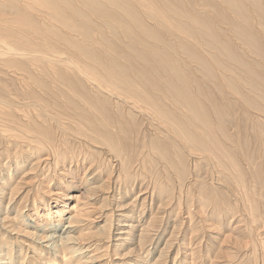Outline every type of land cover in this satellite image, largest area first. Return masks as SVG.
<instances>
[{
  "label": "bare ground",
  "instance_id": "1",
  "mask_svg": "<svg viewBox=\"0 0 264 264\" xmlns=\"http://www.w3.org/2000/svg\"><path fill=\"white\" fill-rule=\"evenodd\" d=\"M244 1L252 8L249 25L264 23L263 0ZM177 2L182 7L190 4V11L175 8L171 0H0V160L6 159L0 161V235L6 230L13 236L0 250V264H110L105 259L129 258L135 252L151 255L148 246L158 228L156 216L147 221L143 200L167 196L169 201L158 207V215L166 219L169 206L179 205L182 191L174 189V180L156 174L154 182L142 180L149 196L123 201L140 183L148 159L154 164L164 161L160 163L173 172L181 188L190 174L185 158L195 165L207 162V170L215 167L223 174L229 168L240 170L229 148L227 111L218 104L227 95L241 101L239 79L243 109L264 114L252 95L262 79L238 76L248 66L231 53L225 30L240 28L236 18H246L241 13L249 8L240 0ZM199 4L202 9L193 10ZM44 20L53 25L43 26ZM92 23H105L113 34L129 39L141 68H135L126 52L110 46L96 50L93 39L96 47L91 49ZM202 28L204 34L199 33ZM130 136L138 143L134 148L126 141ZM238 148L244 154L248 141ZM132 154L138 158L132 159ZM105 164L117 168V174L115 185L104 193L112 208L100 215L105 202H96L107 180L96 177ZM19 172L22 179H39L45 191L10 217L6 210L21 180L11 181ZM193 180L206 191L205 199L208 192L221 195L222 188L231 192L220 179H210L216 189ZM5 198L9 205L4 209ZM91 219L99 220L92 228ZM175 222L158 259L148 264H158L170 253L183 226ZM21 234L28 245L19 239ZM185 245H179L177 254L185 253ZM191 247L190 257L197 253ZM19 256L31 261L23 258L18 263Z\"/></svg>",
  "mask_w": 264,
  "mask_h": 264
},
{
  "label": "rangeland",
  "instance_id": "2",
  "mask_svg": "<svg viewBox=\"0 0 264 264\" xmlns=\"http://www.w3.org/2000/svg\"><path fill=\"white\" fill-rule=\"evenodd\" d=\"M171 1L174 3L175 8H179L181 11H184L183 7H186V10L190 11V4H186L182 7L178 5V0ZM193 1L195 3H199V0ZM240 1L245 5V7L249 8V12L246 14L241 13V15H244L246 18H236L238 19L236 20V23L240 24V28L231 26V28H225V30L228 31L231 53L237 55L248 66V71L240 70L238 76L250 75L257 80L262 79V81L255 86V89L252 91V95L254 97L255 106H258L264 110V23L261 20L258 21L254 26H250L247 22V16H253L251 15L252 8L247 2L245 3L244 0ZM199 8L202 9L200 4L197 5L193 10ZM193 12L194 11H192V13ZM200 14L201 16L207 17L210 20V17L206 15V11H200ZM184 21L186 20L184 19ZM44 22H42L44 23L43 26L49 24L53 25L47 20H44ZM247 23L248 26L245 28L244 25ZM191 24L192 23L190 22V26ZM90 28L93 29L90 35L92 38L89 39L90 43L92 42L90 45L91 49L92 47L94 48L97 46L99 49H95L100 51L108 49L110 46V50H116L117 52L122 53L126 52L125 55L127 57L130 56L129 59L133 64H135V68H141L142 62H140V60L135 57L139 53L130 47V40L124 35L121 36L113 34L108 26L105 25V23H92ZM203 29L204 28L200 29L199 33L204 34ZM159 31L161 32L160 28ZM80 39H83V37H80ZM92 39L96 46L94 45L93 41H91ZM206 39L207 38H205L204 41ZM63 48L64 50H68L65 48V46ZM139 49L142 48L139 47ZM146 51L152 52V50L149 48H147ZM210 51L215 53L213 50ZM68 52H75V50L70 49ZM156 57L157 56H155V59ZM224 58H227V56ZM197 75L200 77L199 74ZM237 84L239 86L238 92L240 93L237 97L240 98L241 101L238 103L234 101V97L232 98L231 96L227 95L221 99L219 98L220 102L218 105L220 108L226 109L227 111L226 115L224 113L225 125L228 126V130L230 131L229 133H231L232 136V142H230L229 148L233 158L236 156V162L240 166V172H236L235 170L229 168L223 174L221 169L219 170L215 167H213V171H210L207 170V162H201L199 164L196 163L195 165V163H193V159L185 158L184 167L187 168V172L190 174L184 183L185 185L183 189L181 188L179 181L177 182V178L175 176L173 177V172L171 173L169 168H164V161L158 160L159 163L157 161L156 163L158 164H154V161H152L151 158L148 159V163H146L145 169H143L141 174V176H143L139 179L141 180L140 183L136 182L134 188L131 187L122 200L128 201L134 196L139 194L142 195L143 193L145 194L140 197L142 200L143 198L149 196L150 194L147 193V190L143 188V186L146 185L145 183V185L143 184V179L144 177L146 179L144 182H154L158 176L156 174H160L159 176H165L166 178H169L172 181L174 180L173 182L177 183L174 189L177 192H179V189L182 191V193L178 195V199L180 198V202L178 201V204L180 206L177 204H175L174 208L169 206V210L166 211L169 215L168 218L162 219L161 216H159L162 214H159L158 207L160 203L168 202L169 198L167 196L160 197L158 194L157 196L159 197L153 199V201H151V198H145L143 200V204L146 205V219H148L147 221L149 222L150 218L156 216L155 225L158 228V230H156L157 234L152 236V242L148 246V250L151 252V255L140 257L139 253L135 252L129 258H115L114 256V259H105L106 261L109 260L110 264H116L117 262L118 264H122V262H128L127 264L153 263L156 261V259H158L161 252L160 250L164 246L166 240L171 237L170 234L174 229V225L176 223L175 221L183 223V226L180 227L181 230H179L180 234L178 235L174 245L171 246L172 249L169 250L170 253L165 255L158 264H264V229H262L264 226V114L261 113L263 115L262 116L258 112L255 114L251 110L247 111L243 109L242 100L243 97H245V93L243 90L242 80L238 79ZM208 85H210V81L209 83L205 84L207 89L209 88ZM218 96L220 97L221 95L218 94ZM150 134L149 136L152 137ZM150 137L145 141L148 142ZM126 141L130 146H132V148L138 145V143H134L133 137L131 136ZM246 141H248V148H246L247 150L244 151V154H241L238 147H240ZM89 151L92 153L95 152L92 149L90 150V148ZM132 151L135 152L134 149H132ZM131 157L134 159L137 156L132 154ZM2 160L6 161L5 158H2ZM253 164H256L255 166H257V169L253 166ZM232 167L236 168L237 166L233 163ZM116 170L117 168L110 170L108 164L106 166L103 165V169H101V172H99L96 177L100 181L102 180L101 182H105L107 180L106 183H103L104 185L102 184V187L100 188L101 192L99 193L96 202V206H100L105 202L103 204L105 205L104 208L98 210L100 215L108 214L109 210L112 208L109 207V203H107V200H105L107 195L104 193L110 192L106 191V189L112 187V185H115L113 182L115 181V174H117ZM219 173L221 176L220 178L217 176ZM138 174L140 173L138 172ZM23 175L24 174L22 172H19L16 176H13L15 179L11 182H14L16 179L17 180L15 183L20 180L21 182L18 185V188H16V191L13 193L12 202L10 205L8 204V199H3L4 209L7 204L9 205L7 208L8 210H6L7 214L5 215L10 217H15V210H18L20 207L22 208L24 206H29L30 202L34 200L36 194L38 195L39 193H43L45 191V187L44 185H40L41 182L39 179H34L33 175L22 179ZM193 178L198 179L200 182H203L204 186L206 185L207 188L212 189H216L215 186H217V184H214L216 181L213 182L210 179H220L221 182L223 180L224 185L229 187L231 192H228L227 188H222L220 190L217 187L220 192L222 191L221 195L213 196V192H208L207 194L209 199H205L203 193L206 191L202 192V189L198 184H196L197 182L193 180ZM133 180L134 178L129 182ZM166 181L167 180H164V182ZM37 185H40L38 189H36ZM7 192L8 191L6 190V193ZM137 208L138 211L141 210L140 206ZM189 212H191L190 215ZM133 218H135V216ZM92 221L93 219H91V225L89 226L91 228L97 225V222H99V220H97V222L96 220L93 222ZM101 223L103 224L104 222L102 221ZM117 224L115 225L118 229ZM2 231L3 230H1V232ZM21 235L24 237L20 236L19 239L26 240L25 237L27 236L24 234ZM0 237V242L2 243V245L0 243V250L4 249L6 246V244L4 246V243L6 241L13 239V236H10V234L6 233V230L2 232ZM26 241L27 244L25 243L23 245H28L29 241ZM184 242L185 244H188L185 245V249L183 250L185 253L177 254L179 245L183 244ZM13 247L15 248V244ZM190 247L195 248L197 251V253H194L195 256L192 254V257H194L192 262V257H190L191 254H188L190 251L187 250ZM29 252L30 251H28V253ZM112 254L113 253H111V255ZM12 255H15L14 252ZM23 258L25 259V256H19V258H16L17 262L19 263L21 260L23 261ZM27 260L29 259L26 258L25 263H27Z\"/></svg>",
  "mask_w": 264,
  "mask_h": 264
}]
</instances>
